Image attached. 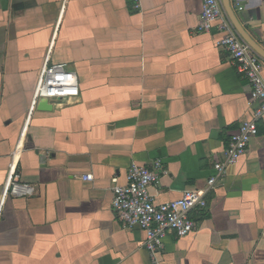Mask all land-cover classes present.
I'll return each instance as SVG.
<instances>
[{
    "label": "crops",
    "instance_id": "0c3cea01",
    "mask_svg": "<svg viewBox=\"0 0 264 264\" xmlns=\"http://www.w3.org/2000/svg\"><path fill=\"white\" fill-rule=\"evenodd\" d=\"M229 1L264 50V0ZM202 6L0 0V264H151L144 232L112 210L131 164L158 177L157 204L207 191L189 214L194 231L168 233L158 264H264V121L207 190L250 119V89L217 46L216 24L199 30ZM52 64L76 74L79 95L38 110L34 90ZM13 170L31 195L8 194Z\"/></svg>",
    "mask_w": 264,
    "mask_h": 264
},
{
    "label": "built area",
    "instance_id": "2783aa9c",
    "mask_svg": "<svg viewBox=\"0 0 264 264\" xmlns=\"http://www.w3.org/2000/svg\"><path fill=\"white\" fill-rule=\"evenodd\" d=\"M199 17L200 31L210 32L212 25L221 35L217 46L224 49L231 65L249 85L248 111L250 119L239 124L224 152L222 162H217L214 175L207 180V190L225 176L226 169L233 166L247 152L249 142L258 135V123L264 121L263 59L255 53L236 32L223 8L221 0H202ZM79 95L78 78L65 64L45 65L34 90V100L46 99L48 103ZM91 180L92 176L83 177ZM159 182L154 172L144 166L131 164L127 169L125 184L112 187V210L125 229L138 228L145 234L144 247L151 264H158L157 257L163 250V239L174 233L178 239L188 237L195 229L190 212L206 206V190H189L179 200L157 204L149 192L152 184ZM115 183V182H114ZM8 194L12 197L29 196L33 189L21 184L20 176L13 170L10 174ZM7 194V192H6Z\"/></svg>",
    "mask_w": 264,
    "mask_h": 264
},
{
    "label": "water",
    "instance_id": "95a60500",
    "mask_svg": "<svg viewBox=\"0 0 264 264\" xmlns=\"http://www.w3.org/2000/svg\"><path fill=\"white\" fill-rule=\"evenodd\" d=\"M221 2L227 17L229 18L236 32L247 43V45L264 60V50L243 30L231 8L230 1L221 0ZM37 108L38 110L46 111L51 110L52 105L48 103L46 99H41L38 102Z\"/></svg>",
    "mask_w": 264,
    "mask_h": 264
}]
</instances>
